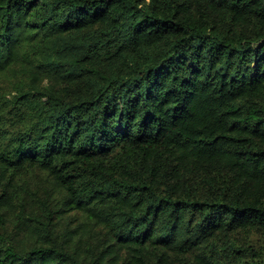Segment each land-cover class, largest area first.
I'll list each match as a JSON object with an SVG mask.
<instances>
[{
    "label": "trees",
    "instance_id": "obj_1",
    "mask_svg": "<svg viewBox=\"0 0 264 264\" xmlns=\"http://www.w3.org/2000/svg\"><path fill=\"white\" fill-rule=\"evenodd\" d=\"M0 264H264V0H0Z\"/></svg>",
    "mask_w": 264,
    "mask_h": 264
}]
</instances>
